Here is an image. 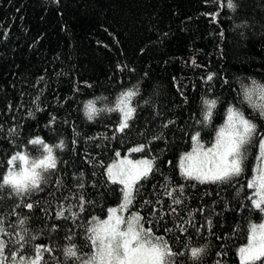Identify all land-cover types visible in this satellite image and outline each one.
Wrapping results in <instances>:
<instances>
[{
	"label": "trees",
	"instance_id": "trees-1",
	"mask_svg": "<svg viewBox=\"0 0 264 264\" xmlns=\"http://www.w3.org/2000/svg\"><path fill=\"white\" fill-rule=\"evenodd\" d=\"M233 3L0 0V180L21 171L7 163L16 153L29 165L46 155L33 139L56 159L55 169L41 171L39 189L18 196L0 188L5 256L32 259L42 245L50 251L41 264H85L92 229L118 216L122 230L133 218L145 239L167 243L177 254L166 264H240L252 227L264 224L247 186L264 171V0ZM128 92L135 111L117 132V104ZM229 109L255 125L242 172L227 182L185 179L182 158L216 143ZM126 158L152 163L128 190L108 175ZM192 248L204 251L193 259Z\"/></svg>",
	"mask_w": 264,
	"mask_h": 264
},
{
	"label": "snow or ice",
	"instance_id": "snow-or-ice-1",
	"mask_svg": "<svg viewBox=\"0 0 264 264\" xmlns=\"http://www.w3.org/2000/svg\"><path fill=\"white\" fill-rule=\"evenodd\" d=\"M230 9H235L236 5L233 0H227V5ZM212 76H208L211 80ZM133 92L125 93L121 97L117 108L122 113L123 118L120 120L117 132H124L129 127L128 121L134 114V109L129 107L126 103L127 98L133 96ZM249 100L252 96L249 95ZM257 99L261 101L258 107L264 114V88L258 89ZM206 103H209L206 101ZM216 101H211V105H215ZM89 118L91 119V112L95 109L92 105H88ZM228 125L217 133L216 143L206 150L202 145L193 149L192 153H188L181 161V174L185 179H195L201 183L210 182H227L235 176H239L242 172L243 166V146L248 143L251 135L255 132V125L249 120L244 119L239 113H234L229 109ZM207 118V117H206ZM167 127V125H165ZM199 133L192 137L193 141H198ZM34 145H42L43 155L40 159L32 160L29 165L28 158L22 153H16L7 161L8 165H13L17 160L24 165L20 172L10 170L7 174L2 176L0 180V188L9 186L15 195L31 192L39 189L42 181L41 171L47 172L49 169L56 168V159L52 155L53 148L46 144L42 139L37 138L29 141ZM58 148H63V141L57 145ZM261 150V160H264V138L259 141ZM144 145L133 148L131 151H142ZM199 149V151H198ZM119 156V153H117ZM129 167H117L113 172V168L108 169L109 179L125 185V189L131 187L136 181L146 177L152 170V163L149 160L139 161L133 165L128 161ZM40 170V171H38ZM248 188H254L256 191L252 199L253 207L264 211V171L258 173L257 178L248 183ZM171 195V193H169ZM130 193L124 192L125 207L129 202ZM176 204L181 203L180 200L174 201ZM25 207L32 209V204H26ZM114 211V210H113ZM173 212L176 210L173 208ZM58 216H63V213H58ZM136 219H139L137 217ZM20 225L24 224L23 220H19ZM123 221L117 216L110 217L103 222H97L95 228L92 229V237H90L91 244L94 248L93 253L85 261V264H166L167 258L176 255L167 243H152L145 239L143 229L134 227L133 223L129 221L125 229H121ZM3 220L0 219V234H4ZM183 231V229H181ZM150 232V230H149ZM23 240V237H20ZM7 242L0 240V264H41L43 260V252L50 251L42 245L35 247V255L32 259H25L21 256L16 259L17 253L13 252L11 256H5V249ZM204 249L192 248L190 249V256L197 259ZM67 255L75 257L76 251L72 249L67 250ZM240 264H255L256 261L264 258V224L253 226L248 237V243L245 247L239 249Z\"/></svg>",
	"mask_w": 264,
	"mask_h": 264
},
{
	"label": "rangeland",
	"instance_id": "rangeland-1",
	"mask_svg": "<svg viewBox=\"0 0 264 264\" xmlns=\"http://www.w3.org/2000/svg\"><path fill=\"white\" fill-rule=\"evenodd\" d=\"M128 161H131L133 165L137 164L135 161L126 158V160H122V161H120V162L118 163L119 165H118L117 167H129V165L127 164ZM116 165H117V163H116ZM14 167H15L16 169H18V170H22V168H23V163H22L21 161L17 160V161L14 163ZM115 171H116V169L114 168V172H115ZM128 189H130V188H127V190H128ZM130 221L133 223L134 227H137V226H136V223H135V221H134L133 218H131Z\"/></svg>",
	"mask_w": 264,
	"mask_h": 264
},
{
	"label": "bare ground",
	"instance_id": "bare-ground-1",
	"mask_svg": "<svg viewBox=\"0 0 264 264\" xmlns=\"http://www.w3.org/2000/svg\"><path fill=\"white\" fill-rule=\"evenodd\" d=\"M38 7V6H37ZM211 7V6H210ZM218 17V16H217ZM34 93V92H33ZM150 117V116H149Z\"/></svg>",
	"mask_w": 264,
	"mask_h": 264
}]
</instances>
